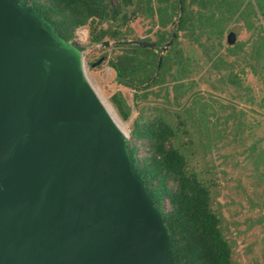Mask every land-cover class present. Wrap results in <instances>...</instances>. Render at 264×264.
I'll list each match as a JSON object with an SVG mask.
<instances>
[{
	"label": "water",
	"instance_id": "1",
	"mask_svg": "<svg viewBox=\"0 0 264 264\" xmlns=\"http://www.w3.org/2000/svg\"><path fill=\"white\" fill-rule=\"evenodd\" d=\"M84 50L26 1L0 0V264H176Z\"/></svg>",
	"mask_w": 264,
	"mask_h": 264
},
{
	"label": "rangeland",
	"instance_id": "2",
	"mask_svg": "<svg viewBox=\"0 0 264 264\" xmlns=\"http://www.w3.org/2000/svg\"><path fill=\"white\" fill-rule=\"evenodd\" d=\"M228 1L233 3L230 11L223 5L221 13L216 4L201 12L191 4L194 26L179 31L177 17L162 27L156 15L144 14V0L139 7L124 8L127 22L98 25L118 27L121 41L152 42L151 48L166 58L157 83L147 87L116 81L108 61L121 49L107 36L103 41L109 46L91 42L90 20L75 29L71 40L85 47L79 56L85 57L86 78L120 120L135 156L149 153L147 139L132 136L136 128L155 120L173 128L171 142L183 154L186 169L209 189L210 208L231 248V264H264V0ZM199 14L203 23L197 22ZM231 30L236 37L228 44ZM160 31L166 39L171 33L177 36L165 47L170 40L159 43ZM113 97L126 119L112 105ZM165 206L169 208L167 201Z\"/></svg>",
	"mask_w": 264,
	"mask_h": 264
},
{
	"label": "trees",
	"instance_id": "3",
	"mask_svg": "<svg viewBox=\"0 0 264 264\" xmlns=\"http://www.w3.org/2000/svg\"><path fill=\"white\" fill-rule=\"evenodd\" d=\"M24 1L31 4L64 41H70L75 29L89 20L91 42L101 43L106 36L115 40V46L121 52L108 62L115 71L118 83L132 84L135 88L157 83L166 60L163 55L146 46L120 42L121 31L112 24L107 28L98 27L103 21L112 23L120 19L121 23L127 22L124 8L132 4L139 7L141 0H115L116 4L109 0ZM144 3V14L156 15V22L162 27L177 17L176 31L193 28L195 20L188 10L191 4L196 5L199 12L208 5L216 4L220 13L221 6L225 5V9L230 11L233 5L228 0H144ZM203 16H197L198 23H203ZM216 22L217 32L222 33L221 19ZM165 34V31H160L159 43L171 40L172 33L169 39ZM174 34L177 36V33ZM112 105L122 119L127 118V112L117 97H113ZM174 135L173 128L155 120L132 132L136 138L147 139L148 155L138 158L134 154L136 147L127 144L152 202L160 210L170 236L174 261L176 264H231V248L221 233L219 218L210 208L209 189L195 173L186 169L183 154L171 142ZM169 182L174 186H170ZM165 201L169 203V208H166Z\"/></svg>",
	"mask_w": 264,
	"mask_h": 264
},
{
	"label": "bare ground",
	"instance_id": "4",
	"mask_svg": "<svg viewBox=\"0 0 264 264\" xmlns=\"http://www.w3.org/2000/svg\"><path fill=\"white\" fill-rule=\"evenodd\" d=\"M66 47H68L70 50H73L74 51V48L73 47H71L70 45H67ZM90 83V82H89ZM91 85V84H90ZM92 86V85H91ZM93 88V87H92ZM99 97V96H98ZM100 98V97H99ZM100 100L102 101V103L104 104V106L107 108V110H108V112L110 113V115L112 116V118L114 119V121L117 123V125L120 127V129H122L121 128V122H120V120L117 118V116H116V114L114 113V111L112 110V108L108 105V104H106L101 98H100ZM123 131V130H122ZM124 132V131H123Z\"/></svg>",
	"mask_w": 264,
	"mask_h": 264
},
{
	"label": "built area",
	"instance_id": "5",
	"mask_svg": "<svg viewBox=\"0 0 264 264\" xmlns=\"http://www.w3.org/2000/svg\"><path fill=\"white\" fill-rule=\"evenodd\" d=\"M82 55V62H83V69H84V59H85V57H84V55L83 54H81ZM84 73H85V71H84ZM86 76V75H85Z\"/></svg>",
	"mask_w": 264,
	"mask_h": 264
}]
</instances>
